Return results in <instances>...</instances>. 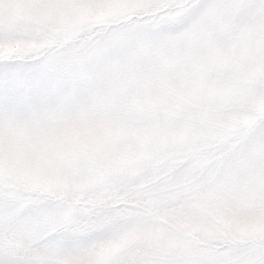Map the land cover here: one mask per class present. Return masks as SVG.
Instances as JSON below:
<instances>
[{"label": "snow or ice", "instance_id": "1", "mask_svg": "<svg viewBox=\"0 0 264 264\" xmlns=\"http://www.w3.org/2000/svg\"><path fill=\"white\" fill-rule=\"evenodd\" d=\"M0 264H264V0H0Z\"/></svg>", "mask_w": 264, "mask_h": 264}]
</instances>
